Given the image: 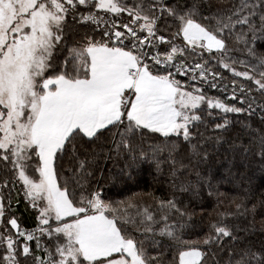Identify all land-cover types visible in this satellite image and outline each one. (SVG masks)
I'll use <instances>...</instances> for the list:
<instances>
[{
  "label": "snow or ice",
  "instance_id": "1",
  "mask_svg": "<svg viewBox=\"0 0 264 264\" xmlns=\"http://www.w3.org/2000/svg\"><path fill=\"white\" fill-rule=\"evenodd\" d=\"M78 6L89 9L79 12L80 23L95 24L103 35L96 39L85 34L69 46L66 18ZM258 8L264 9V0H240L226 12L217 9L208 16L200 15L198 3L180 0L132 4L126 0H0V172L4 173L0 189L11 192L20 184L25 200L39 211L37 227L31 231L21 229L16 216L7 220L15 233L0 223V245L5 246L0 264H21L20 258L29 256L32 264H165L155 236L177 238V230L185 227L184 218L191 219L188 208L175 194L158 199L155 212L131 200L106 201L102 189L85 194L84 177L91 175L86 169L107 147L109 155H123L129 168L143 161L157 169L167 164L173 188L178 183L181 191L188 190L190 182L178 174L189 168L195 171L207 159V153L200 155L201 145L193 143L201 138L193 132L202 120L201 105L206 102L210 110L225 114L246 109L206 97L195 83L188 90V82L176 76L203 83L211 75L214 80L220 73L203 58L207 52L264 93V71L257 77L255 71L237 72L226 62L231 57L225 33L230 36L236 25L247 26L254 44L258 30L252 21ZM99 11L115 17L127 13L129 19L122 23L98 15ZM259 32L264 37V27ZM236 40H243L249 54L256 56L246 34H238ZM58 56L63 61L54 66ZM257 64L264 69V56L257 57ZM233 86L231 95L236 98L235 81ZM240 89V100L248 103L251 112L244 86ZM228 123L225 118L214 127L223 129ZM157 133L163 139L147 145L146 151L145 135ZM260 155L264 158V139ZM242 206L237 203L236 209ZM130 208H136L134 215ZM4 215L0 193V218ZM130 225L144 239L137 240ZM44 236L55 240L54 250L42 245ZM225 238L239 244V249L226 246ZM33 240L35 253L29 243ZM149 241L151 247H146ZM199 244L213 257L226 253L225 260L216 259L214 264H264V248L257 251L244 243L224 219L213 221ZM41 249L44 254L37 255ZM207 254L197 244L185 246L179 251V264H204L202 257Z\"/></svg>",
  "mask_w": 264,
  "mask_h": 264
},
{
  "label": "trees",
  "instance_id": "2",
  "mask_svg": "<svg viewBox=\"0 0 264 264\" xmlns=\"http://www.w3.org/2000/svg\"><path fill=\"white\" fill-rule=\"evenodd\" d=\"M135 0H126V3L132 4ZM174 0H169V3ZM198 3L200 5V15L208 16L213 14L217 9L224 10L238 5L240 0H180L181 4ZM255 2V0H251ZM94 6V5H93ZM94 9V7H93ZM84 6H78L76 13H69L66 18L65 34L69 46L73 42H79L85 34L94 35L96 39H100L103 35L102 31L91 22L81 24L79 20V12L88 11ZM257 15L252 21L258 30L257 39L253 44L252 34L248 31L247 26L236 25L234 31L228 36L227 45L229 47V56L240 65L251 67L256 63L257 57L264 56V37H261L259 29L264 27L261 23V15H264V9H257ZM98 15L107 16L111 19H119L122 23L127 22V13H122L120 17L113 14H106L99 11ZM76 17L75 19L73 17ZM199 18V17H198ZM208 23V21H204ZM103 27V25H101ZM238 34H246L248 45L254 47L256 56H252L248 52L243 40L237 41ZM59 52V49L57 50ZM207 60V55L203 57ZM63 61V56H58L54 60V66ZM198 61V60H196ZM195 61V62H196ZM243 61L244 63H241ZM217 65L216 63H214ZM220 73L221 71L217 70ZM177 80L182 83L187 81L191 86L209 85L216 83L214 90L228 89L231 92L233 88H229L228 82H224V76L220 73L213 80L209 75V81L201 83L198 81H190L188 77L177 75ZM236 97L240 98L241 89L235 86ZM246 100L252 103V111L247 108L242 113H223L219 109H209L206 105H202L199 109V115L202 120L194 128L193 132L199 133L201 138L193 140V143L201 145L200 155L207 153V159L199 163V167L193 171L179 173L180 178L190 182L188 190L181 191L179 184L173 188V178L167 164L157 169L155 164L150 161L138 162L131 168L126 166V159L123 155H117L112 152L108 154L107 147L104 153L97 157L94 164H90L86 172L91 175L84 177V190L99 191L103 190L102 199L106 201H128L131 200L139 207L148 205L150 211H156V201L158 199H169L175 194L182 206L188 208L192 213L191 219L184 218L185 227L177 230V238L173 239L167 236H155V240L160 242V251L165 257V264H179V251L184 250L185 246L197 244L201 250L208 253L202 260L204 264H214V260L221 261L226 259V253L223 256L213 257L209 249L205 248L199 242L205 234L210 230L213 221L224 219L229 226L233 228L234 234L237 235L244 243L251 245L255 250L259 251L264 248V158L261 157V143L264 139V119L261 111V105H264V93L252 90L251 93L243 90ZM255 98L254 101L251 98ZM225 118L228 124L223 129H215L216 124H223ZM113 131H115L113 129ZM110 141V134L105 133ZM160 134L145 135L143 143L147 151V145L162 140ZM173 139H176L173 136ZM182 140V137H181ZM109 146H111L109 144ZM196 158H193V163ZM188 161L185 160V164ZM199 173V176L197 175ZM4 173L0 172V176ZM99 186V187H98ZM3 194L5 204L4 218L11 216L18 218L21 229L31 231L37 224L35 211L25 200L23 189L20 184L9 192L8 188L0 189ZM9 194L11 195V206L9 207ZM79 199L80 191L76 193ZM241 203L243 206L237 210L236 204ZM255 205V210H253ZM136 208H130L129 213L135 214ZM230 212L232 215L221 217L219 214ZM12 230V229H11ZM131 234L135 235L137 240L144 239L139 234L136 227L129 226ZM12 233L13 230L11 231ZM53 241V240H51ZM20 245L24 243L20 238ZM30 243V242H29ZM224 244L231 245L238 250L239 244H232L229 238H225ZM151 247V242L145 245ZM31 247V246H30ZM212 251H216L213 246ZM0 251V258H1ZM21 264H32V257L27 260L22 257Z\"/></svg>",
  "mask_w": 264,
  "mask_h": 264
},
{
  "label": "rangeland",
  "instance_id": "3",
  "mask_svg": "<svg viewBox=\"0 0 264 264\" xmlns=\"http://www.w3.org/2000/svg\"><path fill=\"white\" fill-rule=\"evenodd\" d=\"M126 17L129 19L128 16H126ZM181 42H182V38L177 40V43H181ZM204 54L207 55V60L209 61L211 69L213 71H215V72L217 70L221 71L220 73L222 74V76H224V82H226V83L228 82V84H229L228 86H229L230 89L234 87L233 86V81H235V86H237L238 88H240V86L243 85L244 89L246 91H248V89H251V91L252 90H256L259 93L261 92V91L258 90L257 86L255 85V83L252 80H249V79H247L245 77H241V76L235 75L230 69L223 68L222 65H220L217 62V60L211 59L207 52H205ZM213 55L219 56L218 53H215V50H213ZM228 56H229V53H228ZM196 62H200V61L198 60ZM226 62L232 63L237 72H241V71H250V72L251 71H255V74H256L257 77L259 76V72L260 71H264V69H262V68H260L258 66L257 61L251 67V69L249 67H247V66L240 65L238 63H234L235 60L232 57H231L230 60L226 59ZM214 63H216L217 65H215ZM196 87L199 88L201 90V92L203 93V95H205L206 97L213 98V99H219L222 102L227 103L229 105H235L237 107L242 106V107L247 108V104L242 103L239 97L232 98V95H231L232 92L230 90H228V89H220V90L216 89V90H214L209 85H201V86H196ZM188 90H192L190 85H189V89ZM202 105H206L207 106V103L205 102ZM23 195H24V191H23ZM28 202H29L30 206L32 207L31 202L30 201H28ZM41 206H43V205H41ZM34 211H35V217L37 218L38 215H39V211H38V209H34ZM8 219H5L4 217H2V218H0V223H2L4 226H7L9 228V230L12 231L10 229V226L7 225V220ZM37 224H38V220H37ZM37 224H36L35 228L37 227ZM41 243H42V245H46V246H48L50 248H53V250H54L55 240L51 241V240H49V238L47 236H44L42 241H41ZM30 246L33 249V252L35 253L36 241L35 240L31 241L30 242ZM4 250H5V246L0 245V251L2 252L1 253V258L3 256ZM36 254L37 255H43L44 254L43 253V249H41V251L39 253H36Z\"/></svg>",
  "mask_w": 264,
  "mask_h": 264
},
{
  "label": "water",
  "instance_id": "4",
  "mask_svg": "<svg viewBox=\"0 0 264 264\" xmlns=\"http://www.w3.org/2000/svg\"><path fill=\"white\" fill-rule=\"evenodd\" d=\"M13 230V232L15 233V230L14 229H12Z\"/></svg>",
  "mask_w": 264,
  "mask_h": 264
}]
</instances>
